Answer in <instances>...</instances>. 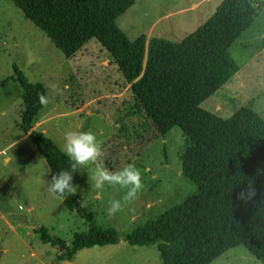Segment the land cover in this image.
Returning a JSON list of instances; mask_svg holds the SVG:
<instances>
[{"label": "rangeland", "instance_id": "1", "mask_svg": "<svg viewBox=\"0 0 264 264\" xmlns=\"http://www.w3.org/2000/svg\"><path fill=\"white\" fill-rule=\"evenodd\" d=\"M222 0H136L117 19L130 40L144 34L180 41L205 22ZM230 53L238 70L200 106L226 118L248 106L264 118V5L254 22L233 42ZM14 65L27 82H41L48 105L33 128L59 148L67 131H90L102 144L101 164L117 171L134 164L143 190L125 202L124 189L105 185L91 190L86 171L73 173L76 194L102 227H114L119 242L85 247L68 258L66 250L41 241L40 226L70 244L88 223L69 210L61 197L47 192L50 171L45 158L20 129L23 89ZM0 264H161L156 244L130 245L125 237L138 224L154 218L196 192L181 174L180 155L186 139L174 126L160 135L139 107L128 84L94 39L65 57L50 38L10 1L0 0ZM113 200L122 210L108 214ZM61 254V255H60ZM208 264H263L244 246L228 249Z\"/></svg>", "mask_w": 264, "mask_h": 264}, {"label": "trees", "instance_id": "2", "mask_svg": "<svg viewBox=\"0 0 264 264\" xmlns=\"http://www.w3.org/2000/svg\"><path fill=\"white\" fill-rule=\"evenodd\" d=\"M44 31L65 57L96 40L117 65L135 101L160 135L177 126L186 139L181 174L196 192L154 218L138 224L125 241L156 244L161 264H208L230 248L244 246L264 264V118L239 106L223 118L200 104L238 70L230 48L258 16L264 0H222L193 32L174 42L144 34L130 40L116 19L136 0H10ZM22 92L20 129L45 158L50 178L70 170L60 148L33 122L46 96L41 82L30 83L14 65ZM7 80H2L4 86ZM248 182L256 195L239 198ZM88 223L69 245L40 226L41 241L66 250L68 258L85 247L119 242L114 227H102L79 195L61 197ZM61 255V254H60Z\"/></svg>", "mask_w": 264, "mask_h": 264}, {"label": "clouds", "instance_id": "3", "mask_svg": "<svg viewBox=\"0 0 264 264\" xmlns=\"http://www.w3.org/2000/svg\"><path fill=\"white\" fill-rule=\"evenodd\" d=\"M39 102L46 107L49 99L41 94ZM60 150L68 158L70 170H61L46 182L47 192L53 196L76 194L78 186L73 184V173L78 169L87 172L91 190L98 194L103 191L105 185L119 186L126 190L123 196L125 202L134 201L144 188L142 173L134 164H127L117 171H110L101 164L100 158L104 155L102 144L96 134L90 131L65 132ZM255 195L253 183L248 182L247 189L240 193L239 198L246 203ZM121 210V201L113 200L108 207V214L115 215Z\"/></svg>", "mask_w": 264, "mask_h": 264}]
</instances>
